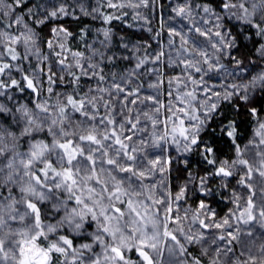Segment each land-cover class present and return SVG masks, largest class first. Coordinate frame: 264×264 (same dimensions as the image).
<instances>
[{"label":"snow or ice","instance_id":"6c2138e0","mask_svg":"<svg viewBox=\"0 0 264 264\" xmlns=\"http://www.w3.org/2000/svg\"><path fill=\"white\" fill-rule=\"evenodd\" d=\"M0 264H264V0H0Z\"/></svg>","mask_w":264,"mask_h":264},{"label":"trees","instance_id":"16d2710c","mask_svg":"<svg viewBox=\"0 0 264 264\" xmlns=\"http://www.w3.org/2000/svg\"><path fill=\"white\" fill-rule=\"evenodd\" d=\"M89 4L95 5L96 0H87ZM126 23H132L131 18L129 17L126 21ZM83 24H88L93 27H99L101 25V21H92L90 18H83ZM113 25L115 28H117L120 31V34H127L131 36L133 39H147V34L146 33H141L137 31L135 28L133 29H125L124 25L119 22V21H113ZM67 26H69L72 29L79 30V27L82 25H78L77 23L73 22L70 18L67 19ZM95 33L93 31L92 35L89 36V42H91L92 36H94ZM82 48V45H81Z\"/></svg>","mask_w":264,"mask_h":264}]
</instances>
